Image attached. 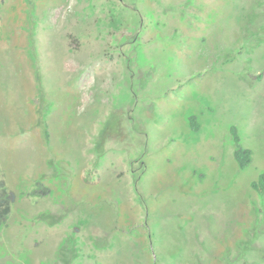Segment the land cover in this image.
Instances as JSON below:
<instances>
[{
    "label": "rangeland",
    "instance_id": "obj_1",
    "mask_svg": "<svg viewBox=\"0 0 264 264\" xmlns=\"http://www.w3.org/2000/svg\"><path fill=\"white\" fill-rule=\"evenodd\" d=\"M262 173L264 0H0V264H264Z\"/></svg>",
    "mask_w": 264,
    "mask_h": 264
},
{
    "label": "trees",
    "instance_id": "obj_2",
    "mask_svg": "<svg viewBox=\"0 0 264 264\" xmlns=\"http://www.w3.org/2000/svg\"><path fill=\"white\" fill-rule=\"evenodd\" d=\"M189 125H190L191 129L195 132L198 131L200 128L199 124L196 121V117H194V116L189 117ZM230 132L234 136L235 144H236V150L234 152L235 161L238 163V165L241 169H244L250 163L251 153L249 150H246V149L239 147L236 129L234 127H232L230 129ZM251 187L259 193H264V173L259 175L257 181L253 182L251 184ZM0 196L3 197L0 200V219H2L8 213L9 206L6 202L8 196L6 194H4V192Z\"/></svg>",
    "mask_w": 264,
    "mask_h": 264
}]
</instances>
